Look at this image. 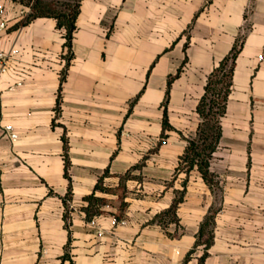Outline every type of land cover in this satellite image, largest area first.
I'll use <instances>...</instances> for the list:
<instances>
[{
    "label": "crops",
    "instance_id": "0c3cea01",
    "mask_svg": "<svg viewBox=\"0 0 264 264\" xmlns=\"http://www.w3.org/2000/svg\"><path fill=\"white\" fill-rule=\"evenodd\" d=\"M0 4L8 24L0 29L8 53L0 74V264H183L213 207L205 264H264V0H81L68 66L55 18L18 25L30 8ZM238 36L210 165L222 190L213 191L197 168L179 164L197 135L207 78ZM9 123L15 141L4 133ZM107 168L91 224L84 197ZM70 182L76 208L67 249ZM182 191L179 223L154 222ZM117 216L125 222L114 224ZM202 252L186 264H198Z\"/></svg>",
    "mask_w": 264,
    "mask_h": 264
},
{
    "label": "trees",
    "instance_id": "16d2710c",
    "mask_svg": "<svg viewBox=\"0 0 264 264\" xmlns=\"http://www.w3.org/2000/svg\"><path fill=\"white\" fill-rule=\"evenodd\" d=\"M23 5L30 7L31 11L27 16L20 21L18 25H24L30 22L32 19L38 17H53L56 19L57 27L64 31L65 42L64 46L68 49L67 54L64 57L67 60V66L73 58V37L74 32L77 29L76 21L80 12L81 0H69L64 3L51 0H13ZM244 42V36H238L230 52L220 60L217 66L213 68L207 78L205 84V91L202 95L198 106L197 112L201 117V122L197 131V135L194 138L188 139V145L185 153L181 156L179 164V170L190 171L193 168H197L201 173L204 180L209 184L212 190H222L220 186V180L218 175L211 171V159L214 152L216 151L219 141L222 137V117L226 113L227 101L231 92L233 84V73L235 69L236 59L242 49ZM175 76H171L168 81V88L166 90V97L164 100V116H163V134L161 142L166 138L165 130L170 127L167 113V103L169 100L170 87ZM65 79V75L61 78V85L59 88V95L57 100V114L60 112L61 104V90L62 83ZM67 141L65 139V174L68 175V167L70 165L69 157L67 154ZM143 165V161L135 164L131 169L140 168ZM129 170L124 177H130ZM109 175V168L105 170L95 185L93 192L84 197L87 201V205L83 206L82 209L86 212V217L92 220L94 217L101 213V208L104 204V199L97 195L98 191L106 190L103 185L104 178ZM123 177V178H124ZM70 178V177H69ZM73 198L72 195V184L70 182L67 194L63 197L65 206L64 220L65 226L69 230V239L67 242V249L71 244V230L70 226L72 223V209L69 201ZM184 198V191L177 196L171 206L158 213L153 221L161 224L165 227L169 223H179V217L177 215V209L179 203ZM218 208H211L204 219L201 221L199 230L196 234V240L194 246L188 252L183 264L195 254V252L202 248L203 252L199 257L198 264H205V260L209 255V248L215 240V226H216V214ZM118 219L121 217L117 216ZM68 253H65L62 260L68 258ZM62 264V263H61Z\"/></svg>",
    "mask_w": 264,
    "mask_h": 264
},
{
    "label": "built area",
    "instance_id": "2783aa9c",
    "mask_svg": "<svg viewBox=\"0 0 264 264\" xmlns=\"http://www.w3.org/2000/svg\"><path fill=\"white\" fill-rule=\"evenodd\" d=\"M25 15H27V14H25ZM7 28H8V24H7V20L5 17V5L0 4V29L3 30V29H7ZM67 52H68V49H66L65 54H67ZM15 53H17V49H13L10 52V54H15ZM7 57H8V53L5 52L4 50L0 49V74L5 69V62H6ZM259 58H262V54L259 55ZM3 129H4V133L6 135H8L12 141H15L18 138V133L15 131V128L11 123L6 124L3 127ZM69 203H70L71 209L76 208V206L72 202V200L69 201ZM124 222H125V218H121V219H118L117 217L113 218L114 224L124 223ZM95 223H96V220L92 219L91 224H95ZM102 234H103V232H99V235H102Z\"/></svg>",
    "mask_w": 264,
    "mask_h": 264
},
{
    "label": "rangeland",
    "instance_id": "374dc122",
    "mask_svg": "<svg viewBox=\"0 0 264 264\" xmlns=\"http://www.w3.org/2000/svg\"><path fill=\"white\" fill-rule=\"evenodd\" d=\"M51 1H57V2H59V3H64V2H67V1H69V0H51ZM23 5V4H22ZM24 6H26V7H29V6H27V5H24ZM30 8V7H29ZM31 11V9H29V12ZM28 12V13H29ZM27 13V14H28ZM216 190H217V188H216Z\"/></svg>",
    "mask_w": 264,
    "mask_h": 264
}]
</instances>
